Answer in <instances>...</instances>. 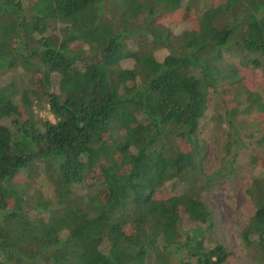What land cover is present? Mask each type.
I'll list each match as a JSON object with an SVG mask.
<instances>
[{"label":"trees","instance_id":"1","mask_svg":"<svg viewBox=\"0 0 264 264\" xmlns=\"http://www.w3.org/2000/svg\"><path fill=\"white\" fill-rule=\"evenodd\" d=\"M214 1L0 0V264L229 261L180 221L210 222L200 196L219 175L203 177L200 121L211 92L242 80L237 63L264 77V0ZM261 90L236 87L229 123L264 116ZM248 195L242 240L264 264V171Z\"/></svg>","mask_w":264,"mask_h":264},{"label":"rangeland","instance_id":"2","mask_svg":"<svg viewBox=\"0 0 264 264\" xmlns=\"http://www.w3.org/2000/svg\"><path fill=\"white\" fill-rule=\"evenodd\" d=\"M203 5L204 3L200 1L201 8ZM184 21H195L192 10L183 14L173 13L163 23ZM180 30L181 27L176 31ZM155 55L158 60H162L166 52L157 51ZM236 65L240 69L239 75L242 80L238 84L220 88L216 94L211 92L208 112L200 121L199 140L204 146L201 161L203 177L210 178L216 173L219 175L218 179L204 187L200 196V200L210 213V222L205 225L195 224L183 216L180 229L183 239L187 236L194 240L205 238L207 244L225 246L230 253L226 264H261L246 249L242 232L256 211L254 202L248 195V189L253 178L262 176L264 171V116L261 112L247 115L238 112L229 123L226 114L229 108L226 105L235 96V89L239 84L246 86L248 90L262 91L264 77L260 69L240 66L239 63ZM10 78L11 75L8 77L6 74L1 75L0 84ZM35 110L41 118L53 121L47 108ZM22 176V181L31 186H40L46 197L53 196L52 186L43 174L34 175V172L32 174L30 172ZM89 182L87 180L80 185L77 192L83 194L88 191L86 185ZM159 195L165 197L166 192L162 190Z\"/></svg>","mask_w":264,"mask_h":264}]
</instances>
